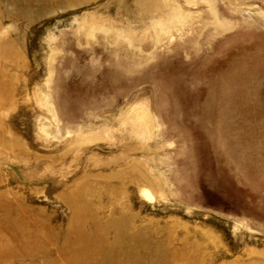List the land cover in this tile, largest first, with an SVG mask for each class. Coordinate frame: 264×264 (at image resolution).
<instances>
[{"label": "rangeland", "instance_id": "1", "mask_svg": "<svg viewBox=\"0 0 264 264\" xmlns=\"http://www.w3.org/2000/svg\"><path fill=\"white\" fill-rule=\"evenodd\" d=\"M263 191L264 0H0V264H264Z\"/></svg>", "mask_w": 264, "mask_h": 264}, {"label": "bare ground", "instance_id": "2", "mask_svg": "<svg viewBox=\"0 0 264 264\" xmlns=\"http://www.w3.org/2000/svg\"><path fill=\"white\" fill-rule=\"evenodd\" d=\"M263 19V18H262ZM185 24V23H184ZM187 24V23H186ZM184 27V26H183ZM185 27H187V25L185 26ZM182 28V27H181ZM262 29V28H261ZM263 31V30H262ZM170 36V35H169ZM253 39V38H252ZM251 40V39H250ZM256 40V39H255ZM260 41V40H259ZM263 41V40H262ZM254 44H256V43H254ZM250 45V44H249ZM244 48V47H243ZM235 49V48H234ZM235 51H236V49H235ZM232 52V51H231ZM230 52V53H231ZM136 55H138V54H136ZM227 58V57H226ZM215 69V68H214ZM213 69V70H214ZM212 77V76H211ZM214 77V76H213ZM208 83V82H207ZM213 83V82H212ZM213 85V84H212ZM211 100V99H210ZM211 112V111H210ZM221 113H223L222 111H221ZM230 117V116H229ZM211 118V117H210ZM229 119V118H228ZM243 119V118H242ZM211 124V123H210ZM206 125H208V124H206ZM209 126V125H208ZM208 132V131H207ZM69 133V132H68ZM208 135V134H207ZM213 143V142H212ZM213 151V150H212ZM228 172V171H227ZM230 173V172H229ZM240 177V176H239ZM240 186V185H239ZM264 192V191H263ZM248 199V198H247ZM261 200V199H260ZM259 200V201H260ZM262 204V203H261Z\"/></svg>", "mask_w": 264, "mask_h": 264}]
</instances>
